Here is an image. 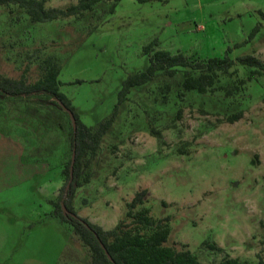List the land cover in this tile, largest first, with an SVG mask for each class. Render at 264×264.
<instances>
[{"label": "rangeland", "instance_id": "rangeland-1", "mask_svg": "<svg viewBox=\"0 0 264 264\" xmlns=\"http://www.w3.org/2000/svg\"><path fill=\"white\" fill-rule=\"evenodd\" d=\"M77 2L47 0L46 7ZM107 9L40 24L16 5L0 7V75L34 83L54 59L61 92L94 128L112 114L127 77L147 70L143 48L153 41L192 61L232 48L233 59L253 55L264 63V0H123L114 14ZM258 24L255 38L235 48ZM233 70L217 84L246 80L230 97L216 90L178 98L183 70L133 89L84 170L89 183L72 202L78 216L112 230L147 190L141 208L155 220L170 217L166 246H186L202 264L264 261V75L249 80L252 68ZM238 112L239 121H226ZM71 134L50 99L0 98V264H92L52 203L66 183Z\"/></svg>", "mask_w": 264, "mask_h": 264}, {"label": "trees", "instance_id": "trees-1", "mask_svg": "<svg viewBox=\"0 0 264 264\" xmlns=\"http://www.w3.org/2000/svg\"><path fill=\"white\" fill-rule=\"evenodd\" d=\"M122 1L78 0L77 4L61 9L47 8V0H0V7L10 4L16 5L26 12L32 23L45 24L69 18H81L86 13L95 11L97 5L108 4L106 13L114 14ZM136 1L147 3L152 0ZM262 16L264 18V13ZM260 28L261 24H258L249 35V39L236 44L235 48L243 47L253 40ZM159 45L158 41H153L144 46L143 53L149 60L147 70L127 77L123 82L118 96V104L112 114L94 128L82 123L72 101L61 92L62 83L59 80L61 66L54 59L51 58L44 62L41 66L40 78L34 83L28 82L24 76L21 79H12L0 75V98L44 96L50 99L69 119L72 131L71 158L63 170L66 183L62 187L58 199L52 203L55 206V215L71 227L73 236L88 249L92 264H202L186 246H183L182 249L166 246L170 237V217L155 220L147 208H141L146 203L147 190H142L135 195L128 204L126 219L119 222L112 230H105L101 226L91 223L88 219L79 217L72 205L77 190L89 183L88 174L82 180L85 168H88L92 160L97 157L104 136L113 127L119 115L120 107L128 101L133 89L151 83L159 73L173 78L179 70H183L184 78L178 83V98L183 99L189 92L207 94L216 90L224 91L230 97L240 90V86H243L246 80H241L239 85L228 84L218 87L217 84L222 75L231 76L236 73V70L233 69L237 65L253 69L249 80L264 75V63L259 58L246 55L233 59L231 57L232 48H228L222 58L215 57L205 61H192L182 52L173 54L170 51L159 49ZM165 91L169 93L171 91L170 86H166ZM59 102L74 113L77 120L76 130H74L69 114L60 106ZM242 116L243 112L234 113L227 116L226 121L233 124L239 121ZM153 134L160 143H164L161 132L153 130ZM74 150L76 153L74 178L70 189L67 191V186L71 180ZM62 203L71 213L76 215L75 218L64 214ZM101 244L105 246L113 262L108 258ZM210 247L213 250H218L215 246ZM218 264L248 263L241 262L239 259L225 258ZM258 264H264V261L260 260Z\"/></svg>", "mask_w": 264, "mask_h": 264}, {"label": "water", "instance_id": "water-1", "mask_svg": "<svg viewBox=\"0 0 264 264\" xmlns=\"http://www.w3.org/2000/svg\"><path fill=\"white\" fill-rule=\"evenodd\" d=\"M59 104H60V106H61V107H62V108H63V109L69 114V116H70V118H71V121H72V124H73V127H74V130H76V128H77V120H76V118H75L74 113H73L71 110H69L68 108H66V107L63 105V103L59 102ZM75 162H76V153H75V150H74V152H73V156H72V164H71V180H70V183H69L68 186H67V189H66L67 191L69 190L70 185H71V182H72V180H73V178H74L73 170H74ZM61 205H62L63 212H64L65 215H67V216H71V217H73V218L76 217L75 214L71 213V212L67 209V207L65 206L64 203H62ZM101 246H102V248L105 250V252H106L108 258L113 262V259H112V257L110 256V254L108 253V251L106 250L105 246H104L103 244H101Z\"/></svg>", "mask_w": 264, "mask_h": 264}]
</instances>
